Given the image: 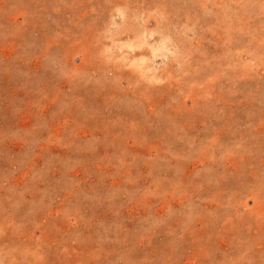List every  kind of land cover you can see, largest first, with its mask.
<instances>
[{
	"label": "rangeland",
	"instance_id": "obj_1",
	"mask_svg": "<svg viewBox=\"0 0 264 264\" xmlns=\"http://www.w3.org/2000/svg\"><path fill=\"white\" fill-rule=\"evenodd\" d=\"M0 264H264V0H0Z\"/></svg>",
	"mask_w": 264,
	"mask_h": 264
}]
</instances>
